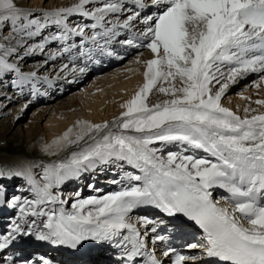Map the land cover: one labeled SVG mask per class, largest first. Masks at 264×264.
Here are the masks:
<instances>
[{"label":"snow or ice","instance_id":"6c2138e0","mask_svg":"<svg viewBox=\"0 0 264 264\" xmlns=\"http://www.w3.org/2000/svg\"><path fill=\"white\" fill-rule=\"evenodd\" d=\"M150 7L156 11L143 15ZM125 13L130 14L121 20ZM73 15L93 22L71 26L68 20ZM32 16L15 0H0V41H7L0 42V78L15 73L13 87L22 89L31 83L35 89L40 77L35 71H21L10 57L22 60L43 52L49 40L63 43L61 53H67L76 47L68 43L74 36L82 38L81 47L90 41L95 49L104 50L120 35L119 29L131 31L134 22L144 26L138 30L140 42L122 43L147 48L153 58L137 60L146 66L144 83L121 105L125 111L120 118L111 125L78 121L53 142L57 147L81 142L84 146L66 161L45 166L42 182L35 178L33 165L18 170L0 167V178L23 177L34 194L33 199L13 196L5 201L0 186V205L18 209L6 234L0 235V264H28L6 254L14 242L28 236L73 250L93 241L119 249L122 264H138V258L142 264H165L166 259L172 264H264V112L245 108L241 117L221 103L229 86L249 73L261 74L264 82V0H77L68 7L43 11V23ZM49 25L59 33L28 44ZM6 28L9 35L3 36ZM86 28L93 30L91 36ZM154 91L167 98L149 104ZM255 103L264 106V100ZM171 144L181 150L165 154L164 148ZM189 150L192 154H185ZM197 150L207 155H196ZM110 164L136 170L123 173L126 186L120 191L78 198L72 211L47 208L66 203L53 193L54 188ZM216 189L228 195L216 200ZM149 206L169 217L182 214L198 225L203 231L200 242L186 247L199 249V254L187 256L167 247L162 259L154 247L149 250V233L156 234L165 221L130 215ZM29 217L46 220L41 226ZM167 239L156 234L152 244Z\"/></svg>","mask_w":264,"mask_h":264},{"label":"bare ground","instance_id":"6f19581e","mask_svg":"<svg viewBox=\"0 0 264 264\" xmlns=\"http://www.w3.org/2000/svg\"><path fill=\"white\" fill-rule=\"evenodd\" d=\"M17 1L22 6H26V4L28 3L27 0ZM44 1L45 0H35L36 5L38 6L37 8L33 9L34 11H36V13H34V15L32 16V18L39 19L42 23L44 22V18L42 16L43 11H50L61 7H68L77 2V0H56L58 2L56 4H53L52 7L44 8L41 6V3L44 6ZM87 7L91 8L92 5H88ZM126 7L133 6L131 4H128L126 5ZM154 11H156V9L150 7L146 12L142 14L147 15L151 14ZM127 14L130 13H125V16ZM123 16L124 15L120 16L121 20L126 18L125 17L122 19ZM92 22L93 21L85 19L78 15H73L69 17L68 20V23L71 26H75L78 23L91 24ZM134 23L135 27L131 31L119 29L120 35H118L117 37L112 39L110 43L105 45L104 50L95 49L90 41H85L84 46L81 47L80 42L82 38L79 36H74L71 38V40L68 41V43L75 44L76 47L72 48L70 52L67 53H61V50L64 47L63 43H61L60 41L49 40L48 43H46L43 52L37 51L31 55L24 57V59L22 60H18L17 56L15 55L13 57H10V62H17L21 71H35L37 72V76L40 77V79L35 81V89H33L31 83L25 84L21 89L13 87L12 85V81L16 79L15 73H13L12 75L7 74L8 76L10 75L9 77L5 74L2 78H0V137L5 132L16 127L17 131L22 132V119L28 104L36 103L38 111L34 113L30 122L26 124V126L31 129V134L28 136L30 144L28 145L27 153L24 154L19 151L17 152L19 154H11L12 152L10 150L2 149L0 150V161L8 162L17 169H20L27 165H33L32 172L35 175V178L37 180H41L43 171L39 169L34 170V166L36 167L37 163L33 161L32 158L35 155H38L37 150L44 151L46 153H52L49 155L53 157H49L57 159L59 160V162L66 161L70 157L71 153L74 151H78L79 148L84 146V143L81 142L80 145L57 147L53 142L62 137L63 134L68 131V129L74 128L78 121L90 124H103L105 122H108L111 125L114 120L120 118L121 113L125 111V109L122 108L121 105L130 100L144 83L143 73L146 70V66L142 62L137 63V60L139 59L140 61H144L153 58L152 53L149 55V53L145 51L146 48H137L135 46H129L125 43H122V41L128 39H132L134 44L140 42L138 38V30L143 29L144 26L142 24H139L138 22ZM86 30H90L89 32L91 34L93 32V30L90 28H86ZM6 31L2 33L3 36L9 35L10 28H6ZM58 33L59 29L55 25H49L48 27L43 29L38 36L28 39V44L43 42L45 40V37H51L52 35ZM0 42L7 43V41ZM101 43H103V41H101ZM56 47H58V49ZM89 49H92L91 53H89ZM113 50L115 52L112 53ZM81 52H84V55H81ZM109 52L111 53V55L108 54ZM23 53L24 49L21 48L19 50V55L22 56ZM52 53L61 54H58L55 59H50L49 55ZM129 56L131 58H134V62L136 63L133 62L134 64L132 66L131 62L133 60L129 59L128 64L123 66V58H128ZM95 58L98 59L101 64L105 63L106 65L100 66L98 63L95 64L91 61ZM48 63H50L49 69L45 67ZM64 65H68V67L64 68ZM81 65L85 69L84 72L79 71V69L82 68ZM73 69H75V71H73ZM256 74L261 75L259 73H249L243 79H241L240 82L231 84L229 86L226 93H231V95L233 94V98L224 97L223 100L225 101V105L228 103L227 108L232 109L235 103H242V99H239V95H236V90L233 89L235 87H238V89L241 87L243 89V87L246 86L243 81H246L248 77ZM43 77H47L48 79L45 81ZM262 83L264 84V82ZM77 87L79 89H77ZM61 94H65V96L59 98ZM166 98L167 97L163 96L162 94L154 91V94L149 96L148 102L149 104H151L156 100H163ZM37 99L39 100L35 101ZM247 99V105L241 104L243 105L241 117L245 116V108L255 109L257 113L264 112V106H260L255 103V101L262 99H254V97L250 95ZM111 103L117 105L118 109H120L119 112H116L112 107H110ZM79 106H82L83 108L88 107L91 108V110H89L88 113L82 117V119L73 118L70 126L66 128L62 121H64V119L69 120L71 116H74V112L77 108L79 109ZM9 114L10 116L8 117ZM252 114L256 113H248V115ZM43 118L46 119V123L42 128L41 120ZM52 125H54L59 130L57 129L51 131L53 130ZM44 127L46 129L45 131L49 133L48 136H45V138L44 134L43 136L41 134ZM21 132L15 135L17 141L21 140L22 138V134H20ZM159 146L160 145H157V147ZM180 150V145L171 144L167 145L164 148V153L166 154L168 151L176 152ZM4 152L9 154L6 155ZM185 154H192V151L189 150ZM195 154L199 156L207 155L201 150H197ZM95 170L83 172L79 177L69 178L68 180L63 182L59 186V188H54L53 193H59V196L61 197V194L63 193L62 191H64L66 187L72 185L77 181H79V187H81L82 183H85V181H89V183L94 182V185L91 187L92 190H90V187L85 188L84 185L82 192L79 193L80 197H77L76 190H73L74 187L73 189L67 190L68 194L66 195V199L72 207V204L78 198L84 199L93 196L101 197L111 192L120 191L122 187L126 186V181L121 180L123 173L125 171H136L128 165H124L123 169H121L115 164L97 167ZM104 171L106 172V174L104 175L105 177H103L102 174L99 175V172L104 173ZM112 181H119V183L113 184L111 183ZM0 186H3L5 189V196H7L5 199L6 201L12 198V196L9 195L12 193L11 190H15L14 192L17 191L15 195L21 194L22 199L34 198V194L32 193L30 186L23 177H12L11 179L7 178L6 180H0ZM8 190L11 192L9 193ZM220 190L221 189H216V192L220 193ZM24 193H28V195L25 196ZM47 208L55 209L57 213H59V211L62 209L61 207L56 208L55 204H49L47 205ZM6 210H8L6 203L4 205H0V235H3V232L6 229L8 230V226L5 225L6 223L4 221H11L12 219H15L17 217L16 216L10 219L9 216L6 220L2 219L4 211ZM11 212L12 214L14 213L13 211ZM16 213L18 214V210ZM178 216L184 217L182 214ZM33 218L34 217H29L28 219L31 220ZM185 218L186 217H184V219ZM35 219L37 224L42 226V222L46 220V217H39ZM32 237L33 236L24 237L19 239L18 242H14L11 245L10 249L7 250L6 254L13 255L17 261H30V259L26 261L27 259L23 260L22 258H20L19 253L17 252V248H21V246H23L24 244L23 242H28L26 240L28 238H30L31 240ZM201 237L202 236H199V238ZM32 240L34 239L32 238ZM40 242L42 241H39V244L34 247L31 245L29 246L35 249V251H42L46 249L44 245L45 243L43 242V244H41ZM193 251L194 250H192L191 253Z\"/></svg>","mask_w":264,"mask_h":264},{"label":"rangeland","instance_id":"374dc122","mask_svg":"<svg viewBox=\"0 0 264 264\" xmlns=\"http://www.w3.org/2000/svg\"><path fill=\"white\" fill-rule=\"evenodd\" d=\"M28 1V3L26 4V6H22L21 4H19L18 3V1L17 0H15V2L17 3V5L19 6V7H21V8H24V9H28V10H30L32 13H33V15H34V13H36V11H34L33 9L34 8H37V6L38 5H36V3H35V0H27ZM147 1H149L150 2V0H147ZM45 2V4H44V6L42 5V3H41V6L42 7H46V8H48V7H52V5L53 4H56L58 1H56V0H45L44 1ZM126 16L124 15L123 17H122V19L123 18H125ZM6 31V29L3 31V32H5ZM85 31H86V33H87V35L88 36H91L92 34L88 31V30H86L85 29ZM88 31V32H87ZM7 32V31H6ZM53 47V46H52ZM57 49H58V47H56ZM145 51H147L148 53H149V55L151 54V52H150V50H148L147 48H146V50ZM10 59V58H9ZM129 59H131V60H133L130 64L133 66V64L134 63H136V62H134L135 60H134V58H131V57H128V58H125L124 59V61H123V66L124 65H126V64H128V60ZM11 60V59H10ZM61 61H62V59H61ZM134 62V63H133ZM50 63H48L45 67H47L48 69L50 68V65H49ZM82 68H83V66H82ZM52 73H54V72H52ZM7 74H10V75H12L13 73H6V76H8ZM9 75V76H10ZM8 76V77H9ZM243 79V78H242ZM87 81V80H86ZM92 81V80H91ZM91 81H89V82H91ZM241 81V79L240 80H238V82H240ZM253 82V83H252ZM87 83V82H86ZM243 83L244 84H246V86H244L243 87V89L240 87L239 89H238V87H235L233 90H236V95H239V99L241 100L242 99V103L241 104H246L247 105V103H248V97H249V95L250 96H252V97H254V99H262V100H264V84L260 81V75H253V76H250V77H248L247 79H246V81H243ZM255 83V84H254ZM258 83H260L261 84V86L260 87H256V85L258 84ZM79 87H80V85H79ZM77 89H79L78 87H77ZM249 91V92H248ZM231 92V91H230ZM249 93V94H248ZM230 94V95H229ZM226 93L225 94V98L226 97H230V98H233V94L231 95V93ZM234 94V95H235ZM229 95V96H228ZM62 96H65V94H61L60 96H59V98H62ZM232 96V97H231ZM224 98H222V100H221V103H222V105L224 106V107H228L227 106V104L225 105V101L223 100ZM35 101H37V100H35ZM34 101V102H35ZM54 101V100H53ZM240 103H235V105L233 106V108L231 109V108H229V109H231L233 112H235L237 115H239V116H241V111H242V106L243 105H241ZM254 104V103H253ZM9 106V105H8ZM8 106H7V108H8ZM110 107H112L116 112H119V110L120 109H118V107H117V105H115V104H113V103H111L110 104ZM88 108V107H87ZM86 107H82V106H79V109H80V111H79V109L77 108L76 110H75V112H74V116H71L70 117V119L68 120V119H64V121H62L63 122V124H64V126L67 128V127H69L70 126V124H71V122H72V119L73 118H78V119H82V117L83 116H85L87 113H88V111L89 110H91V108H88L87 109ZM36 111H38L37 110V105H36V103H30V104H28V106H27V108L25 109V113H24V115H23V119H22V125H23V127H22V132L21 131H17V127L16 128H14V129H11V130H9V131H7V132H5L1 137H0V150H2V149H8V150H10L12 153L11 154H19V153H17V152H22V153H24V154H26L27 153V151H28V145L30 144V140H29V135L31 134V129L28 127V126H26V124H28L29 122H30V120H31V118L33 117V115H34V113L36 112ZM10 116V114L8 115V117ZM41 123H42V128H43V126L45 125V123H46V119H42L41 120ZM64 127V128H65ZM52 129L53 130H51V131H54V130H57L58 128H56L54 125H52ZM0 130H1V128H0ZM46 129H45V127H44V129H42V136H43V134H44V138H45V136H48V134L49 133H47V131H45ZM59 130V129H58ZM19 132H21L20 134H22V138H21V140H19V141H17V139L15 138V135L16 134H19ZM47 134V135H46ZM5 143V144H4ZM158 145V144H157ZM157 145H153V146H155V147H157ZM6 155H8L9 153H6V152H4ZM37 154L38 155H35L34 157H32L33 158V161H35L36 163H37V166L35 167L34 166V170H37V169H39V170H41V171H43V169H44V167L45 166H47V165H51V164H53V163H59V160H57V159H53V158H51V157H53V156H51V155H49V154H52V153H46V152H44V151H38L37 150ZM49 156H51V157H49ZM0 167H3V168H5V169H14V170H18L16 167H14L13 165H11L10 163H8V162H2V161H0ZM96 171V170H95ZM103 177H105V176H103ZM7 178H0V180H6ZM74 185L76 184V183H73ZM78 185H79V183H77ZM69 189H73V186H71V185H69L68 187H66V189L64 190V191H66L67 192V190H69ZM75 189V188H74ZM9 191V190H8ZM12 191V193L11 194H9L10 196H12L13 197V195L14 196H16V195H18V194H16L15 195V193L17 192H14L13 190H11ZM11 191H9V193L11 192ZM64 191H62V192H64ZM77 193H80L79 192V190L78 191H76V194ZM8 194V193H7ZM25 194V196H27L28 195V193H24ZM70 195H72V194H70ZM18 196H22L21 194L20 195H18ZM6 197L7 196H5V199H6ZM9 197V196H8ZM80 197V196H79ZM213 198H214V196H213ZM6 201V200H5ZM17 210L18 209H10V208H8V210H6V211H4V214H3V218L2 219H4V220H6L7 219V217H9L10 216V219L11 218H13V217H16L18 214L16 213L17 212ZM144 210H146V211H144ZM11 211H13L14 213L12 214V212ZM16 211V212H15ZM134 212H136V210H134L130 215L132 216V217H139L140 216V214H135ZM138 212H140V213H142V214H144V216H148V217H150V218H153V217H155L156 216V211H154V210H151V208H145V209H143V210H141V211H138ZM11 213V214H10ZM162 213V212H161ZM159 215H161L162 217H161V219L163 220V218H164V214L162 213V214H160L159 213ZM34 219V218H33ZM158 219V218H157ZM134 222H136L135 221V219L133 220ZM6 224V226H9V223H10V220H6V221H4ZM8 224V225H7ZM6 232H7V229L3 232V234L5 233L6 234Z\"/></svg>","mask_w":264,"mask_h":264}]
</instances>
